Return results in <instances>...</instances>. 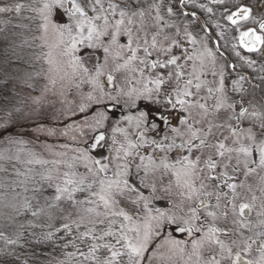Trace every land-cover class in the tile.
I'll return each mask as SVG.
<instances>
[{
  "label": "flooded vegetation",
  "instance_id": "af4514ba",
  "mask_svg": "<svg viewBox=\"0 0 264 264\" xmlns=\"http://www.w3.org/2000/svg\"><path fill=\"white\" fill-rule=\"evenodd\" d=\"M66 1L57 23L84 16L102 30L107 119L89 155L108 170L119 145L129 191L165 217L162 233L197 244L202 264H264V0Z\"/></svg>",
  "mask_w": 264,
  "mask_h": 264
},
{
  "label": "rangeland",
  "instance_id": "374dc122",
  "mask_svg": "<svg viewBox=\"0 0 264 264\" xmlns=\"http://www.w3.org/2000/svg\"><path fill=\"white\" fill-rule=\"evenodd\" d=\"M66 4L0 0V78L7 81L0 99V233L17 237L27 219L29 230H63L73 244L64 257L27 264H202L197 244L162 233L165 217L129 191L117 169L119 145L109 146L108 170L85 148L107 119L94 54L102 30L84 16L57 23L56 10ZM106 46L115 49L113 40ZM201 53L213 56L206 45ZM113 58L106 55L102 65ZM90 60L94 70L87 69ZM121 73L129 77L131 68ZM123 91L131 87L117 93ZM131 203L139 207L134 217Z\"/></svg>",
  "mask_w": 264,
  "mask_h": 264
},
{
  "label": "trees",
  "instance_id": "16d2710c",
  "mask_svg": "<svg viewBox=\"0 0 264 264\" xmlns=\"http://www.w3.org/2000/svg\"><path fill=\"white\" fill-rule=\"evenodd\" d=\"M6 83V80L0 78V99L7 89ZM33 207L34 204L31 203L24 218L28 217L30 208ZM28 228L29 223L26 219L17 237L0 233V264H27L29 261L47 256L64 257L73 245L63 230L43 234Z\"/></svg>",
  "mask_w": 264,
  "mask_h": 264
},
{
  "label": "water",
  "instance_id": "95a60500",
  "mask_svg": "<svg viewBox=\"0 0 264 264\" xmlns=\"http://www.w3.org/2000/svg\"><path fill=\"white\" fill-rule=\"evenodd\" d=\"M216 43V42H215Z\"/></svg>",
  "mask_w": 264,
  "mask_h": 264
}]
</instances>
